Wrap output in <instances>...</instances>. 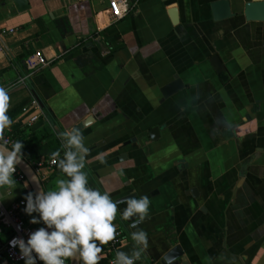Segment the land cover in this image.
<instances>
[{
  "label": "crops",
  "instance_id": "1",
  "mask_svg": "<svg viewBox=\"0 0 264 264\" xmlns=\"http://www.w3.org/2000/svg\"><path fill=\"white\" fill-rule=\"evenodd\" d=\"M27 1L19 12L0 0V27L15 29L0 52V85L24 75L33 52L51 62L8 93L11 127L31 134L36 153L48 149L46 129L62 146L58 134L80 128L89 186L118 202V250L130 255L142 229L137 264H156L176 244L190 264H264V22L215 21L213 0H126L119 20L109 0ZM230 1L238 12L247 0ZM176 77L183 86L164 96ZM31 99L43 114L28 126L20 109ZM61 178L55 165L45 182L55 190ZM28 189L1 188L0 201ZM144 195L149 215L133 228L123 201Z\"/></svg>",
  "mask_w": 264,
  "mask_h": 264
},
{
  "label": "clouds",
  "instance_id": "2",
  "mask_svg": "<svg viewBox=\"0 0 264 264\" xmlns=\"http://www.w3.org/2000/svg\"><path fill=\"white\" fill-rule=\"evenodd\" d=\"M10 96L8 90L0 87V188L15 187L13 174L16 165L21 163L23 144L16 141L8 148L4 140V132L13 123L9 117ZM59 138L64 149L51 155L53 163L66 178L57 179L55 190L44 191L42 188L33 193L28 192L23 211L31 219L30 223L39 227L23 238L14 237L10 246L18 247L20 258L24 264H99L102 259V246L116 237V226L113 221L118 212V202L111 199L107 191L101 192L89 186L87 172L84 170L89 154L85 146V137L80 128L73 127L69 131L60 132ZM101 163L104 155L97 157ZM121 218L132 220L136 228L149 215L150 200L148 196L128 198ZM37 213V216H32ZM135 218V219H134ZM134 247L129 255L117 251L112 264H135L148 247L147 233L138 230L131 233Z\"/></svg>",
  "mask_w": 264,
  "mask_h": 264
},
{
  "label": "built area",
  "instance_id": "3",
  "mask_svg": "<svg viewBox=\"0 0 264 264\" xmlns=\"http://www.w3.org/2000/svg\"><path fill=\"white\" fill-rule=\"evenodd\" d=\"M108 6L113 20L121 19L130 9V6L126 0H109ZM14 31V28L0 27V52H4L6 49L4 38L9 34H13ZM50 62L51 61L45 59V57L40 52H33L24 58L26 73L24 75L17 76V78L10 83L1 84L0 87L7 89L9 93L16 86L25 84L26 80L34 72L45 68L50 64ZM20 112L23 123L28 126L38 120L43 114L38 102L35 99H31L28 103L23 105L20 109ZM4 140L7 142V147H11L14 143V140L10 135V128L6 129L4 132ZM0 143L2 144L3 142ZM31 165L41 180V177H45L46 172H50V170L56 164L53 163V158L51 156L50 158L39 157ZM13 178L16 181V184L27 183L24 174L17 167L13 174ZM30 191V189L26 190L21 196L17 197L8 205H4L0 201L1 264H24V260L20 258L19 248L10 246L9 241H11L14 237L23 238L26 241L28 234L31 231L44 226L43 224L36 225L30 223L31 217L23 211L26 204L24 197ZM33 215L37 216L38 214L32 213V216ZM113 223L115 225V220ZM116 233V237L113 241H110L108 244L102 246L103 251L100 253L102 259L99 261V263L112 264L114 261L116 252L123 242L121 231L117 227ZM37 264H42V262L37 260ZM66 264H69V261H66ZM135 264H137V261H135Z\"/></svg>",
  "mask_w": 264,
  "mask_h": 264
},
{
  "label": "water",
  "instance_id": "4",
  "mask_svg": "<svg viewBox=\"0 0 264 264\" xmlns=\"http://www.w3.org/2000/svg\"><path fill=\"white\" fill-rule=\"evenodd\" d=\"M12 6L19 12L28 8L27 0H10ZM212 17L215 21L225 20L234 17L237 14H242L246 21H262L264 22V0H247L242 6V10L236 12L232 10L230 0H213L210 2ZM170 18L173 24L178 22L177 9L172 5L169 9ZM215 70L218 72L222 69L221 61L217 55H213L210 59ZM183 86V83L176 77L174 81L162 89L164 96L172 94ZM156 132L154 128L151 132ZM1 144V143H0ZM10 148V147H8ZM21 163L16 167L24 174L30 190L35 193L41 188L45 191L42 181L38 174L35 172L33 166L24 158L21 157ZM69 264L72 261L69 260ZM156 264H190L187 256L184 253L181 245L176 244L168 248L156 261Z\"/></svg>",
  "mask_w": 264,
  "mask_h": 264
},
{
  "label": "trees",
  "instance_id": "5",
  "mask_svg": "<svg viewBox=\"0 0 264 264\" xmlns=\"http://www.w3.org/2000/svg\"><path fill=\"white\" fill-rule=\"evenodd\" d=\"M17 109H19V107H17ZM10 112L13 111H8L7 114L10 115L11 114ZM43 134L47 137L45 145H47L48 149L45 150L42 148V146H38L37 148L38 153H36L33 145V140L31 139V134L25 132V128H22L21 125H16L14 127H11L10 130V135L13 138L14 143L16 141H20L23 144V148L21 151L23 153L24 158L30 164H33V162L39 158V155H45L46 157H50L54 151L57 150H59L60 152L63 151L62 146L53 137H51L50 131H47L46 129L43 132ZM41 224L42 223L36 225H41Z\"/></svg>",
  "mask_w": 264,
  "mask_h": 264
},
{
  "label": "rangeland",
  "instance_id": "6",
  "mask_svg": "<svg viewBox=\"0 0 264 264\" xmlns=\"http://www.w3.org/2000/svg\"><path fill=\"white\" fill-rule=\"evenodd\" d=\"M41 181L43 182V184H44V189H45V191H48V190H50V184H48V182L46 181L45 182V177H41ZM52 184V183H51ZM34 216V215H33Z\"/></svg>",
  "mask_w": 264,
  "mask_h": 264
}]
</instances>
